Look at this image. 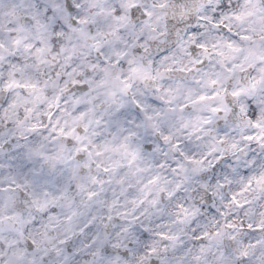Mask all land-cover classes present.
Here are the masks:
<instances>
[{
  "label": "clouds",
  "instance_id": "1",
  "mask_svg": "<svg viewBox=\"0 0 264 264\" xmlns=\"http://www.w3.org/2000/svg\"><path fill=\"white\" fill-rule=\"evenodd\" d=\"M0 264H264V0H0Z\"/></svg>",
  "mask_w": 264,
  "mask_h": 264
}]
</instances>
